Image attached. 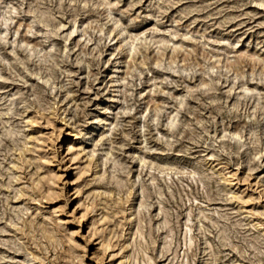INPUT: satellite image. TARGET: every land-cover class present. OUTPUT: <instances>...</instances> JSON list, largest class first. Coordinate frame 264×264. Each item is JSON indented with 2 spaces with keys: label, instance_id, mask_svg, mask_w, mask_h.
<instances>
[{
  "label": "rangeland",
  "instance_id": "rangeland-1",
  "mask_svg": "<svg viewBox=\"0 0 264 264\" xmlns=\"http://www.w3.org/2000/svg\"><path fill=\"white\" fill-rule=\"evenodd\" d=\"M0 264H264V0H0Z\"/></svg>",
  "mask_w": 264,
  "mask_h": 264
},
{
  "label": "bare ground",
  "instance_id": "bare-ground-1",
  "mask_svg": "<svg viewBox=\"0 0 264 264\" xmlns=\"http://www.w3.org/2000/svg\"><path fill=\"white\" fill-rule=\"evenodd\" d=\"M93 124V123H92ZM89 136V135H88ZM93 138V137H92ZM86 140H89L88 138ZM87 142V141H86Z\"/></svg>",
  "mask_w": 264,
  "mask_h": 264
}]
</instances>
